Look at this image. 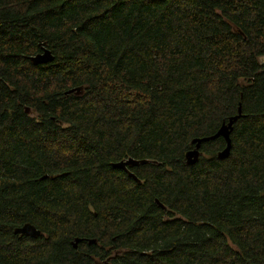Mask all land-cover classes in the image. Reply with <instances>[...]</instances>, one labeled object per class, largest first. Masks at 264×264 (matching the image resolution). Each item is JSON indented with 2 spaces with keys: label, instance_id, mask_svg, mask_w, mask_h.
I'll list each match as a JSON object with an SVG mask.
<instances>
[{
  "label": "trees",
  "instance_id": "16d2710c",
  "mask_svg": "<svg viewBox=\"0 0 264 264\" xmlns=\"http://www.w3.org/2000/svg\"><path fill=\"white\" fill-rule=\"evenodd\" d=\"M261 58L264 0H0V264H264Z\"/></svg>",
  "mask_w": 264,
  "mask_h": 264
},
{
  "label": "water",
  "instance_id": "95a60500",
  "mask_svg": "<svg viewBox=\"0 0 264 264\" xmlns=\"http://www.w3.org/2000/svg\"><path fill=\"white\" fill-rule=\"evenodd\" d=\"M39 48V53H36L33 56H30L28 58V61L33 65H44L47 63H50L53 60V56L51 55L50 51L47 50L42 44L38 45ZM264 62V59L263 61ZM81 92V88H74V89H69L66 92H64L65 95L68 94H75L78 95ZM25 113L28 112V109L25 108L24 109ZM242 117L241 114V110H240V106L238 104L236 110H235V114L228 117L225 122H221L219 128L216 130V132L210 136H206V137H202V138H195L191 140V145H193V148L191 150H188L185 154H184V159H185V164L186 165H193L194 163L197 162L198 158L200 157V153H199V148L200 145L203 143H207L210 141H213L217 138H221L224 142V147L222 150H220L217 154H216V158L219 160H223L225 158H227L228 154H229V150H230V132L232 131V127L233 124ZM147 161L146 160H140V161H136L133 159H125V160H121L115 164H112L111 167L114 169H119L121 171H123L126 176L130 179H132L134 182L138 183L139 180L136 179V177L127 170L128 167H132V166H137L139 164H145ZM46 176H44L43 178H45ZM155 203L158 205V202L155 201ZM12 233L14 235H22L28 238H36L40 235L39 231H37L32 225L25 223L23 225H21L20 227L14 228ZM82 240L79 238H75L72 242V248H76V245L78 243H80ZM94 240H87V244H94Z\"/></svg>",
  "mask_w": 264,
  "mask_h": 264
},
{
  "label": "rangeland",
  "instance_id": "374dc122",
  "mask_svg": "<svg viewBox=\"0 0 264 264\" xmlns=\"http://www.w3.org/2000/svg\"><path fill=\"white\" fill-rule=\"evenodd\" d=\"M262 61H263V59L261 58V59H260V62H262Z\"/></svg>",
  "mask_w": 264,
  "mask_h": 264
},
{
  "label": "flooded vegetation",
  "instance_id": "af4514ba",
  "mask_svg": "<svg viewBox=\"0 0 264 264\" xmlns=\"http://www.w3.org/2000/svg\"><path fill=\"white\" fill-rule=\"evenodd\" d=\"M133 167V166H132ZM128 168H130V167H128ZM128 168H127V170H128ZM129 171V170H128Z\"/></svg>",
  "mask_w": 264,
  "mask_h": 264
}]
</instances>
